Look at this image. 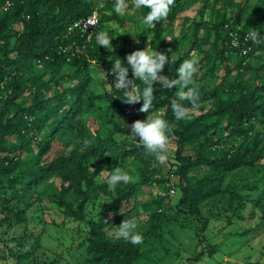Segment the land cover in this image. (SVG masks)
Returning a JSON list of instances; mask_svg holds the SVG:
<instances>
[{"label": "trees", "instance_id": "obj_1", "mask_svg": "<svg viewBox=\"0 0 264 264\" xmlns=\"http://www.w3.org/2000/svg\"><path fill=\"white\" fill-rule=\"evenodd\" d=\"M191 1L194 0H175L168 16L152 26L151 51L170 55V63L161 75L177 78L174 69L197 53L200 56L198 72L210 61L212 68L208 71L213 72L218 64L223 66L234 56L238 80L246 73L253 72L254 76L247 84H242L240 78L226 89L219 84L215 88L205 86L202 79L196 81L200 106L198 115L191 121L176 120L171 110L177 88L164 90L153 84V108L149 113L161 112L172 127L169 145L173 144L175 150L170 169L178 179L181 197L173 208L168 197H162L159 203H165L167 210L149 213L145 206L133 203L136 185L128 186L126 191L119 185L113 191L104 182L109 171L123 168L130 159L147 163L150 157L145 149L132 139L128 145H119L110 137L85 128L87 115L99 101H105L128 119L124 128L115 126L125 139L133 123L130 116L134 115L137 121L149 114L139 112L142 101L134 105L122 103L123 90L117 93L114 88L111 95L97 98H91L87 91L91 83L87 70L91 64L99 62L108 73L115 57L124 61L136 51L129 47L109 51L96 43V35L105 22L111 18L121 20L115 13L111 18L101 13L107 9L109 1L0 0V208L6 212L0 222V264H44L36 254L42 249L45 228L31 227L36 224L27 220V214L33 209L43 211L42 196L46 194L62 209L64 216L84 222L87 204L97 192L101 193L104 198L101 217L98 221L87 220L89 231L84 237L91 264H138L143 255V243L148 238L158 237L173 210L196 220L202 219L205 207L231 212L233 217L241 218L247 198L239 193L238 187L225 185L224 180L228 175L247 169L255 171L258 181L264 182V165L261 164L264 128L258 129L264 124V68H252V61L264 50V43L257 45L249 38V29L264 35V28L262 22L249 27L256 6L243 26L238 27L239 18L247 12L243 5L238 7L234 18L213 19L211 29L203 28L200 20L205 3L197 15L189 19L185 12ZM96 2L99 5L95 6ZM128 2L131 8V0ZM96 7L98 27L90 42L86 43V36L81 38L77 33L68 35V27L91 16ZM138 12L141 21L147 9ZM179 21L189 23L186 32L168 49L164 39L166 28ZM233 41L236 47L232 46ZM83 45L85 52L72 57L71 49ZM34 66L44 70H35ZM225 76L228 75L222 77L224 82ZM109 77L113 84L115 78ZM129 78H132L131 71ZM135 86L145 87L138 80ZM183 104L191 107L188 101ZM220 132L224 135H219ZM68 134L74 138L70 151L66 149ZM237 138L244 141L233 145ZM56 144L62 148L59 153H54ZM194 173H199L198 179L191 176ZM141 179L140 185L145 184L143 174ZM242 188L249 192L257 190V186L248 184ZM263 202L264 191L253 201L260 207L264 219ZM140 210L149 213L142 224L138 221ZM130 218L138 222L137 231L144 238L142 244L132 245L123 239L112 240L105 236V227H119L124 219ZM207 220L202 221V229L207 226ZM227 221L231 223L230 216ZM22 223L25 226L21 236L3 238L5 228ZM202 256L203 253L189 260L199 262ZM47 264H57V261Z\"/></svg>", "mask_w": 264, "mask_h": 264}, {"label": "rangeland", "instance_id": "obj_2", "mask_svg": "<svg viewBox=\"0 0 264 264\" xmlns=\"http://www.w3.org/2000/svg\"><path fill=\"white\" fill-rule=\"evenodd\" d=\"M108 1L107 9H103L101 13L109 18L115 13L121 19L111 18L104 23L100 30L107 31L113 39L111 42L113 51L124 47L143 50L145 46L151 50L149 42L152 38V26L145 25L140 21L138 11L129 10L125 15L117 14L114 11L116 0ZM202 3H205L200 20L203 28L211 29L210 21L213 19L219 20L223 16L234 18L238 12V7L242 5L247 8V12L239 18L238 27L243 26L245 18L252 14L254 8H256V14L252 18L249 27L253 28L262 22L264 28V0H194L187 7L185 17L189 19L195 17L196 12L202 7ZM103 4L105 5V3ZM97 5L99 3L96 2L95 6ZM253 6L256 7L253 8ZM95 10L98 13V7ZM196 21H199L198 18H196ZM188 24V22L179 21L167 26L164 39L168 49L181 37L184 31L186 32V25ZM169 38H171V41H168ZM108 50L112 51L110 48ZM192 55L197 59L200 58L197 53ZM107 57L105 56V58ZM236 61V58L232 56L227 64L223 66L218 64L213 72L208 71L212 68V62L205 63L201 72L194 74L193 82L202 79L205 86L215 88L219 84L224 89L234 86L240 78L242 84L249 83L246 81L254 76V73H246L238 80V74L234 68ZM258 67L264 68V50L252 61V68L256 70ZM33 68L44 70L41 66H34ZM176 69L177 67L174 69L175 75ZM99 70L106 73L99 62H96L95 65L91 64L87 70V75L91 80L90 85L87 86V91L91 98L111 95L114 91V87L109 90L105 86V81ZM225 74L228 75V77L225 76L226 82L222 81ZM106 83L112 84L109 76H106ZM224 97H226V94ZM198 112L199 108L195 109L193 113L189 114L190 118L186 121H191L192 118L198 115ZM152 114L162 115L161 112L149 113L143 116L144 118L141 121ZM135 118L134 115L130 116L132 122H135ZM126 125H128L126 117L122 116L117 109L105 101H99L98 105L93 107V111L87 115L85 128L92 133L97 132L103 137H110L113 142L119 145H128L134 140L132 141L129 137L123 138V135L117 133L115 129V126L122 129ZM263 128L264 124L258 127L261 130ZM219 135H224V132H220ZM65 140L67 142L66 149L70 151L73 148L74 138L71 139L68 134ZM242 141H244L242 138H237L233 145H237ZM53 150H55L54 153H59L62 148L59 144H56ZM174 150V145L170 144L168 150L169 160L165 164H159L154 156L147 153V156L150 157L147 158V163L130 159V162L121 168L134 177V182L121 185L122 191H126L130 185H136L134 187V205L145 206L149 213L155 212L157 209L164 212L168 206L165 203L160 204L159 200L167 196L171 208L175 207L181 197V192L178 179L170 169V163H173ZM261 164L264 165V160ZM141 174H143L145 180L143 185H140L142 181ZM191 176L198 179L199 173H194ZM258 179L259 175L255 171L252 173L247 169L239 170L225 177V185L238 187L239 193L247 198L248 203L241 211L240 219L233 217L231 212L224 213L206 207L201 220L178 215L174 210L171 211L169 214L171 219L165 224L158 237L148 238L143 243L141 249L143 255L138 264H264V219L260 207L253 204V201L259 198V195L264 191V182L262 183ZM247 184L257 186V190L254 192L241 190ZM41 191H43V188ZM42 199L43 211L33 209L27 214V220L36 224H32L31 227L38 228V230L45 228L41 242L42 249L37 252V259L44 264L51 260H56L57 264H91L90 256L86 252L84 237L89 231L87 220L98 221L101 217V206L104 202L101 193L97 192L96 197H93L87 204L84 222H76L72 218L64 216L62 209L50 199L49 194L42 196ZM16 205L15 208H17ZM147 211L140 210L138 212L140 224L148 216ZM5 214V210L0 208V222L4 219ZM229 216L231 217V223L227 221ZM205 219H208L207 226L202 229V221ZM16 220L14 218L13 222H16ZM24 226L25 223H22L5 228L3 238H11L13 235L16 237L21 236ZM103 231L107 238L119 239L115 237L112 226L105 227ZM0 236H2L1 230ZM209 250L212 251V254H209ZM201 253H203V256L199 262L189 260Z\"/></svg>", "mask_w": 264, "mask_h": 264}, {"label": "clouds", "instance_id": "obj_3", "mask_svg": "<svg viewBox=\"0 0 264 264\" xmlns=\"http://www.w3.org/2000/svg\"><path fill=\"white\" fill-rule=\"evenodd\" d=\"M175 0H131V9L128 0H116L114 11L117 14L125 15L129 10L139 11L147 9L146 14L142 17L141 22L145 25L154 26L156 23L165 19ZM96 20L86 22L84 30L87 26H96ZM252 42L257 45L264 43V35L256 30H250ZM112 38L107 31H100L96 35V43L104 49L111 47ZM168 41H171L169 38ZM138 43V41H137ZM170 51V50H169ZM171 54V51H170ZM170 63V55H165L158 51H151L145 46L143 50H136L127 55L122 61L115 57V61L111 62L110 72L100 71L105 81V86L111 90L113 87L117 93L123 90L124 100L122 103L134 105L142 101L139 108L141 113H149L153 108L154 88L153 84L159 85L162 89L177 88V98L171 101V110L178 121L190 118V111L198 109L200 106V94L198 87L194 85L193 77L198 72V59L193 56L180 63L176 69L177 78H168L161 75L166 65ZM131 71L132 78H129ZM106 76L115 78L113 84L106 83ZM142 82L145 87L142 89L135 86V81ZM191 85V86H190ZM183 101H188L191 107H186ZM172 127L168 120L160 114H152L146 116L144 120H137L129 126L127 135L134 140L139 146H142L146 153L154 156L159 164H165L169 160V142ZM94 171V170H93ZM104 169L100 171V176ZM110 190H115L119 185H127L134 182V177L127 171L116 167L114 170L106 174L104 181ZM116 238L123 239L132 245H140L143 243L142 234L137 231L138 222L135 218L124 219L119 227H113Z\"/></svg>", "mask_w": 264, "mask_h": 264}, {"label": "built area", "instance_id": "obj_4", "mask_svg": "<svg viewBox=\"0 0 264 264\" xmlns=\"http://www.w3.org/2000/svg\"><path fill=\"white\" fill-rule=\"evenodd\" d=\"M96 20L97 24L96 26H87L86 31L84 30V27L86 25L87 21L90 20ZM98 27V14L94 11L93 14L87 18L77 20L73 22L67 29L68 35H71L73 33H77L80 35L81 38L86 36V43H89L91 40L92 35L95 33L96 29ZM232 46L236 47L237 43L236 41L232 42ZM64 50L63 52H65ZM85 52V46L83 45L82 47L76 46L74 49H71L70 54L72 57L78 55V54H83ZM69 61V60H68Z\"/></svg>", "mask_w": 264, "mask_h": 264}]
</instances>
